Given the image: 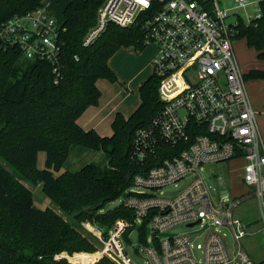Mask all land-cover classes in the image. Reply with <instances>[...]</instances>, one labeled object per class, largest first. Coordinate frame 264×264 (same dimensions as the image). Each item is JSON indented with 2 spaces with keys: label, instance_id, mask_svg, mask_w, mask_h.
<instances>
[{
  "label": "built area",
  "instance_id": "2783aa9c",
  "mask_svg": "<svg viewBox=\"0 0 264 264\" xmlns=\"http://www.w3.org/2000/svg\"><path fill=\"white\" fill-rule=\"evenodd\" d=\"M236 2L240 7L253 3ZM228 17L217 0H105L97 24L85 37L87 46L110 23L131 27L141 22L145 44L157 48L152 69L162 108L136 131L130 151L133 163L151 160L154 165L134 176L135 189L129 188L121 203L134 213V221L118 219L107 241L101 228L83 223L103 242L101 254L112 249L120 264H133L125 232L145 221L144 252L151 264H255L242 245L248 225L234 215L242 198L213 197L200 173L204 165L243 159L242 180L258 201L264 233V141L258 123L264 110H255L251 103L234 48L243 18L228 23ZM260 17L258 10L243 21L251 24ZM64 32L63 21L43 4L1 24L0 47L49 62L58 84L63 78ZM181 182L184 186L175 196L156 194ZM177 225L200 226L207 233L199 242L188 233L165 234ZM223 228L230 232L231 243Z\"/></svg>",
  "mask_w": 264,
  "mask_h": 264
},
{
  "label": "trees",
  "instance_id": "16d2710c",
  "mask_svg": "<svg viewBox=\"0 0 264 264\" xmlns=\"http://www.w3.org/2000/svg\"><path fill=\"white\" fill-rule=\"evenodd\" d=\"M43 0H0V25L17 15L43 6ZM105 0H70L65 6L62 50L63 78L54 82L52 65L30 60L21 64L18 49L0 47V264H68L54 260L62 252H92L91 237L73 227L55 209L34 206L31 189L22 181L43 184V192L78 223L91 221L108 236L118 219L134 221V213L119 206L105 207L121 198L133 185L138 173H146L154 161L135 164L130 151L136 131L149 125L162 108L159 80L152 74L139 87L140 104L126 117L116 113L112 135L101 136L84 130L79 117L101 98L98 80L118 78L109 65L122 47L142 51L146 46L141 22L131 27L110 23L89 45L88 32L97 24L99 8ZM261 17L251 24L238 23L236 40H245L259 60H264V0L259 2ZM246 81L264 82V69L245 73ZM73 147L103 151L107 165H85L78 172H59ZM46 152L45 168L39 169L38 155ZM148 221L139 230V240L147 243ZM124 234L130 243L134 230ZM100 254L78 253L76 264H91ZM106 260L98 264H107Z\"/></svg>",
  "mask_w": 264,
  "mask_h": 264
},
{
  "label": "rangeland",
  "instance_id": "374dc122",
  "mask_svg": "<svg viewBox=\"0 0 264 264\" xmlns=\"http://www.w3.org/2000/svg\"><path fill=\"white\" fill-rule=\"evenodd\" d=\"M220 7L227 11L229 17L227 22H233L238 17L243 18L244 21L249 20V17L254 15L259 10V2L261 0H250L253 3L240 7L236 0H217ZM70 0H43L51 15L60 20H64V8ZM234 48L238 62L243 71H247L254 66L255 62L247 61L249 57L245 43L243 40H235ZM254 52V51H253ZM157 53V48L154 45H146L142 51H137L133 47L120 48L111 58L110 62L116 74L118 81L110 82L107 79H100L97 82L99 89H102L104 96V104L112 100V104L119 103V111L126 115H131L140 104V85L153 74L152 60ZM253 58V56H252ZM30 60L22 57L21 64L27 65ZM245 61H247L245 63ZM245 63V64H244ZM250 86L252 81L249 82ZM112 127L109 124V129ZM112 135V134H111ZM46 152L41 151L38 155V168L44 169L46 162ZM94 163L100 166L107 165V158L103 151H95L83 149L80 147H73L68 154L59 172L55 175H60L64 172H78L85 165ZM245 165L243 159H235L229 162L220 164H208L200 168V173L204 177L206 183L210 186L211 193L215 198L235 199L242 198L241 203L236 207L234 215L248 225V235L242 240L243 248L249 253L252 261L255 264H264V233L262 232V219L258 201L250 194V188L245 186L242 180V168ZM32 191L34 206L38 209H45L51 207L58 213L62 214L64 218L69 221L73 227L80 230L83 234L91 237L96 245V249L92 252H62L54 255V260H64L68 264H76L72 261V257L78 253L86 254H100V256L91 264H98L106 260L107 264H120L121 261L114 255L112 249L108 254L102 255L104 244L99 238H96L92 233L83 227V223H91L94 227H98L94 222L83 221L78 223L72 215L64 214L53 201L43 192V184H31L22 180ZM184 186V183L178 185H170L166 188L160 189L156 194L159 196H175ZM135 188L132 187L130 191ZM123 196L111 203H109L104 211L111 210L119 206L123 201ZM139 227V225H137ZM93 227V228H94ZM136 227L130 235V243H126L125 248L128 257L133 264H151L145 256V243L139 240V230ZM222 231L228 233V243L231 241L230 232L223 228ZM181 233L191 234L195 242L202 240L207 233L205 229L200 226L188 227L186 225H177L169 229L166 235H175ZM102 239L107 241L108 236L102 233ZM140 249V253H136Z\"/></svg>",
  "mask_w": 264,
  "mask_h": 264
},
{
  "label": "crops",
  "instance_id": "0c3cea01",
  "mask_svg": "<svg viewBox=\"0 0 264 264\" xmlns=\"http://www.w3.org/2000/svg\"><path fill=\"white\" fill-rule=\"evenodd\" d=\"M44 5L46 6V4ZM243 41L248 50V52L245 53H249V57L247 61L255 62L254 66L250 67L247 71L244 72L247 73L251 69H264V60H259L257 57L258 53L254 49L249 48L245 40ZM247 61H245V63ZM109 65L113 69L110 60H109ZM250 81H252L251 86L249 83ZM250 81H247V89L251 103L255 110L262 112L264 110V82L260 80H250ZM103 101H104V96L101 91V98L99 104L97 106H90L89 108H87L84 111V113L79 117L78 123L84 130L93 129L101 136H110L112 134V130L111 128L109 129V124L112 127V122L114 120L116 113L120 112L119 111L120 104L119 103L112 104V100H109L104 104ZM122 114L126 117L130 116V115H126L125 113ZM258 123L264 141V116L262 114L258 116Z\"/></svg>",
  "mask_w": 264,
  "mask_h": 264
},
{
  "label": "water",
  "instance_id": "95a60500",
  "mask_svg": "<svg viewBox=\"0 0 264 264\" xmlns=\"http://www.w3.org/2000/svg\"><path fill=\"white\" fill-rule=\"evenodd\" d=\"M192 225H193V224H192ZM192 225H191V226H192Z\"/></svg>",
  "mask_w": 264,
  "mask_h": 264
}]
</instances>
